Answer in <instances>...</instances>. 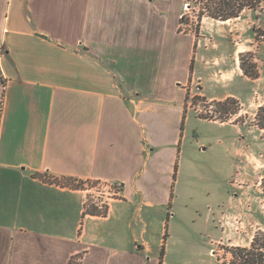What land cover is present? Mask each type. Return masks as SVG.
I'll list each match as a JSON object with an SVG mask.
<instances>
[{"label": "crops", "instance_id": "obj_1", "mask_svg": "<svg viewBox=\"0 0 264 264\" xmlns=\"http://www.w3.org/2000/svg\"><path fill=\"white\" fill-rule=\"evenodd\" d=\"M185 2L0 0V264H166L183 139L212 147L188 123L216 124L187 94L255 106L244 50L216 41L241 23L211 19L206 43L179 31ZM68 178L119 195L92 216Z\"/></svg>", "mask_w": 264, "mask_h": 264}, {"label": "rangeland", "instance_id": "obj_2", "mask_svg": "<svg viewBox=\"0 0 264 264\" xmlns=\"http://www.w3.org/2000/svg\"><path fill=\"white\" fill-rule=\"evenodd\" d=\"M185 4H190V14L191 10L198 9L192 0H186ZM210 20L205 17L197 29V20L193 19L183 30L195 35L198 32L208 43L211 31L224 30L219 25L210 27ZM234 22H240L241 28L235 27L216 41L218 45L229 46L233 53L244 50L240 67L244 64L250 72L260 73L256 80L249 78L247 91L243 93L247 108L253 99L255 106L245 112L241 110L236 116H230V121L222 123L213 120L220 117L217 108L203 101L198 87L194 86L189 99L190 113L208 118L207 121L213 118L217 125L194 118L188 123L190 129L187 128L186 134L193 128L212 147L200 157L187 159L190 141L186 135L183 139L184 172L175 186L172 207L168 208L171 237L167 241L166 264H227L231 259L230 247L249 246L253 237L264 231V131L253 123L258 108L264 103V8L246 12ZM203 23L207 25L204 30ZM224 148L231 152V158L224 153ZM76 184L90 190L86 211L93 205L104 211L110 199L119 195V187L112 184L94 181Z\"/></svg>", "mask_w": 264, "mask_h": 264}, {"label": "trees", "instance_id": "obj_3", "mask_svg": "<svg viewBox=\"0 0 264 264\" xmlns=\"http://www.w3.org/2000/svg\"><path fill=\"white\" fill-rule=\"evenodd\" d=\"M197 10L193 11L195 20H197V29L201 25L203 19L210 18L219 22H227L229 20H235L241 18L246 12H257L262 9L263 0H192ZM189 19L183 17L180 19V32H185L183 26L189 24ZM198 36V32H196ZM193 64L191 65V70H193ZM241 69L243 70L245 76L256 80L259 78L260 73L258 71L250 72L244 64H242ZM198 97H194L197 101ZM203 101H207L202 97ZM190 94H187L186 100L189 101ZM194 101V102H195ZM213 106L217 108L216 113L220 114L217 119L210 118V120H220V122L225 123L231 120L230 116H236L240 111V102L235 98H228L224 101H215L212 103ZM208 119V118H205ZM185 117L182 124V129L184 126ZM239 122V119L235 123ZM254 125L260 130L264 131V103L258 108L255 118L253 121ZM177 169V168H176ZM176 178V175L175 177ZM67 184L73 187L79 188L80 185L76 184V181L72 178L65 180ZM264 191V182H263ZM171 199L174 198L172 193ZM171 203L169 208H171ZM87 213L92 216H106L108 213V206L105 207L104 211H101L99 207L92 206L87 210ZM164 252V250H163ZM228 253L231 255V259L227 264H264V231L258 232L252 239L249 246H232L228 249Z\"/></svg>", "mask_w": 264, "mask_h": 264}, {"label": "built area", "instance_id": "obj_4", "mask_svg": "<svg viewBox=\"0 0 264 264\" xmlns=\"http://www.w3.org/2000/svg\"><path fill=\"white\" fill-rule=\"evenodd\" d=\"M189 7H191L190 4L184 5L185 12H184V14H182L181 18L185 17V18L189 19L190 22H192L193 19L195 20V17H194V13L192 10H191V14H190V8ZM187 26H189V25H187ZM184 31H186V30H184Z\"/></svg>", "mask_w": 264, "mask_h": 264}]
</instances>
